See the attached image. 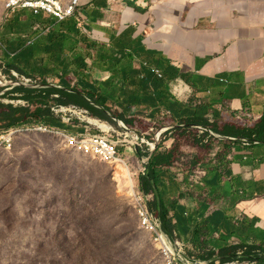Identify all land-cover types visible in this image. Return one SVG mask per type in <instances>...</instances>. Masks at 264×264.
<instances>
[{
  "label": "crops",
  "instance_id": "obj_1",
  "mask_svg": "<svg viewBox=\"0 0 264 264\" xmlns=\"http://www.w3.org/2000/svg\"><path fill=\"white\" fill-rule=\"evenodd\" d=\"M0 42V67L27 77L66 75L62 83L92 94L88 99L105 110L159 124L163 116L199 124L196 115L237 133L209 127L205 135L247 137L164 133L178 141V156L155 170V199L166 206L170 223L163 221L173 240L189 255L264 249V0H82L78 16L65 21L7 10ZM45 117L51 126L63 122ZM249 130L254 135L243 134ZM226 153L232 177L217 165ZM205 221L209 231L198 234Z\"/></svg>",
  "mask_w": 264,
  "mask_h": 264
},
{
  "label": "rangeland",
  "instance_id": "obj_2",
  "mask_svg": "<svg viewBox=\"0 0 264 264\" xmlns=\"http://www.w3.org/2000/svg\"><path fill=\"white\" fill-rule=\"evenodd\" d=\"M6 4L7 0H0V27L7 16ZM0 68V83L6 86L15 85L13 81L23 82V78L31 79V85L47 81V77L34 80L36 76H23L7 66ZM54 79L66 80L65 76ZM77 95L83 100L84 96ZM87 95L91 97L92 94ZM52 96L59 100L65 98L68 104L48 105L45 116L71 125L86 124L119 137L123 143L117 157L122 162L109 164L68 147L53 130H21L11 147L0 148V264H51L56 261H63V264H164L150 233L141 226L139 210L144 206L140 202L144 166L129 144L126 129L91 122L89 116L69 104L64 92L55 90ZM24 97L25 94L14 93L0 101L24 104L27 102ZM35 97L43 99L44 94L38 93ZM155 122V126L138 124L137 127L148 128L154 145L163 139L161 150L177 149L178 141L175 145L170 140L172 135L164 134L178 133L171 127L173 122ZM136 129L130 128L146 137L140 151L147 158L148 137L141 134V129ZM81 130L87 131L86 128ZM160 133H163L161 137ZM130 180L136 195L129 191ZM81 234L90 242L95 241L97 235H109L113 240L115 234L117 246H122L121 255L111 254L110 247L85 242H81L82 247L86 246L84 253L80 250L77 254L66 253L58 249L57 237L59 242L76 247V244L80 246Z\"/></svg>",
  "mask_w": 264,
  "mask_h": 264
},
{
  "label": "trees",
  "instance_id": "obj_3",
  "mask_svg": "<svg viewBox=\"0 0 264 264\" xmlns=\"http://www.w3.org/2000/svg\"><path fill=\"white\" fill-rule=\"evenodd\" d=\"M24 86H26V85H24ZM59 91H61V90H59ZM61 92H65V91H61ZM14 93L25 94L26 97H24V99L27 100V102L24 104H20V103L19 104H13V103L7 104V103L0 102V131H4V129H6L12 125H15L19 121H21L23 124L45 122L44 121L45 114L47 112V106L49 104H53V103H54L53 105L61 104V103L63 105L68 104L67 101L63 100L65 98L59 100V99L52 97V95L55 93L54 89H45V90L36 91V92L35 91H7V92H4L3 94H1L0 96H1V98H7L9 95L14 94ZM38 93L44 94V98L39 99V98L35 97V94H38ZM69 95H70V99H71V102L73 103V105H75L77 107H84V108H87V109H89L95 113L106 115V117L108 119H110L111 121H113L112 117H114V118H117L118 120H120L124 123H131V124L137 123V125H138V122L139 123L143 122V123H145L146 126H148V125L149 126H155V124H156V123H152V122H144L141 118L139 119L137 117L127 118L125 113H118V114L117 113H110V115L112 116V117H110L107 113L108 111H106L104 108H102L101 106L94 103L91 98H90L91 99L90 101L93 102L95 105L99 106L100 108L95 107L94 105H91V103L88 102L85 99V97H83V100H82L80 97H78V95L74 91L70 92ZM263 120H264V118H263ZM193 121L199 122V124L188 123V122L179 123V124L185 125L182 127H184L185 129H187L189 131H192L194 133H199V130L194 128V126H203V127L207 128L208 130L212 129L213 131H215L218 134H224V135L237 134L236 132L232 131L231 128H225V129L222 128V129L218 130L215 127V125L206 122L204 120V118L198 117L196 115L193 116ZM56 127L59 129H62V130L68 129L70 131H75V129H76V127H73V126H71V124H67L65 122H57ZM128 127H130L131 129L139 128V129H141V131H140L141 134L146 133L145 130L141 127H137L135 125L128 126ZM209 127L211 129H209ZM234 130H237V129H234ZM174 131L180 132V133L184 132L180 129H176ZM249 132H246L243 134L244 135H254L253 130H249ZM256 132H259V131H256ZM262 132L264 133V126H263ZM261 136H263V135H261ZM256 137L258 138L257 135H256ZM144 138H145V136H144ZM260 139L264 140V138H261V137H260ZM164 142L165 141L163 139H161L159 145L157 144L158 146L156 145V147H155V170H156V173L158 172V170L160 169L162 164L175 163L176 157L178 156L177 154H175V152L177 151L176 149L162 152L163 150H160V148ZM232 163H233V160L230 159L228 153L220 155L217 159V165H218V167H220L219 170L226 177H232V175H233L232 169H231ZM192 174H193V170H190L189 175H192ZM152 178L154 180L153 175H152ZM195 190L196 189H193V190H191V192L196 193ZM77 195H79V192H77ZM160 213H161L162 219L167 218L166 217V215H167L166 206L163 204V202H161V205H160ZM166 226L168 227L167 224H166ZM208 231H209L208 223L205 221L202 224V226L200 227L198 234L202 233L205 235ZM84 236H85L84 234L79 235V237H80L79 245L80 246H78L76 244V247H71V246H68L67 244H64L63 242H59V239H58L59 237H57L58 249H60V248L64 249V252H66V253L71 252L73 254H77L79 250L81 253L82 252L84 253V251H86V246L82 247L81 242H85V243H94L96 245H99L102 248L110 247V249L112 250L111 254H114L115 256L121 255L122 250H120V249H122V246L120 248L117 246V242L115 240V234H114L113 240L110 239L109 235H104V236H98L97 235V236H95L96 240L91 241V242L87 241ZM65 237H67V236H65ZM110 242H111V244H110V246H108V244ZM205 243H206V241H205ZM205 250H206V248H205ZM206 253L211 254L212 252L207 251ZM256 262H262L263 263L264 259L258 260ZM63 263H64L63 261H56V262H52L51 264H63Z\"/></svg>",
  "mask_w": 264,
  "mask_h": 264
},
{
  "label": "built area",
  "instance_id": "obj_4",
  "mask_svg": "<svg viewBox=\"0 0 264 264\" xmlns=\"http://www.w3.org/2000/svg\"><path fill=\"white\" fill-rule=\"evenodd\" d=\"M81 1L82 0H70L68 2L64 0H7L6 8L8 11H14L20 8L29 9L36 15L46 13L59 21H65L68 18L78 16V9L81 5ZM79 22L81 23L80 20ZM32 128L46 131L53 130L63 138L66 146L72 147L82 153L95 156V158L106 163L118 159V149L123 143L119 137L109 135L104 132L103 129L101 131H94L92 127H89L87 131L70 132L51 126L46 122L23 124L19 121L15 125L4 129V131H0V148L11 147L21 130ZM140 202L144 204L139 210L141 226L150 233L155 247H157L164 260V264H183L176 258L173 250L167 244L161 232L157 230L150 218L142 197H140ZM165 221L170 223L169 219ZM177 246L180 247L179 242H177Z\"/></svg>",
  "mask_w": 264,
  "mask_h": 264
},
{
  "label": "water",
  "instance_id": "obj_5",
  "mask_svg": "<svg viewBox=\"0 0 264 264\" xmlns=\"http://www.w3.org/2000/svg\"><path fill=\"white\" fill-rule=\"evenodd\" d=\"M38 78L35 77L34 80H37ZM59 84L65 87V95L69 102V104L79 111L82 114H85L86 116H89L90 118L94 119L97 122H101L105 125L113 126L118 129H125L128 126L135 125L137 126V123L131 124V123H117L113 122L110 119L106 117V115L95 113L87 108L84 107H76L73 105L70 99V90L74 91L72 88H70L68 85L62 83L59 80H55L51 78V75L48 74L47 81L40 85V86H6L4 84L0 83V89L1 91L7 92V91H42L45 89H55L58 90L54 85ZM76 94L77 92L74 91ZM107 111V110H106ZM111 111H108L107 113L110 114ZM163 116V115H161ZM166 120L168 119L166 116H163ZM140 126H146L145 123H139ZM172 128L174 129H180L182 131H186L189 133H193L194 135H200L204 136L208 139H217L221 138L224 140H248L247 137H219V136H211V135H203V134H196L192 131H189L182 127L180 124L173 122ZM146 132V135L148 137L149 141V157L148 161L144 164V170L142 173V183H141V194L145 203V206L147 208V211L150 215V218L152 219L154 225L156 226L157 230L161 232L164 239L166 240L167 244L171 247V249L174 252V255L178 260H180L183 264H236L239 262H248V261H258L264 259V249H256L251 250L249 252H244L240 254H234V255H226V256H207V257H199V256H192L188 253H185L179 249L175 241L173 240L168 227L166 226L165 222L162 219L161 213H160V206L155 199V192H154V182L152 181V175L155 177V145L153 142V139L150 136V132L147 127L143 128ZM254 139V138H251ZM257 140V139H254ZM259 141V140H258ZM135 150V149H134ZM135 154L138 156L137 150H135Z\"/></svg>",
  "mask_w": 264,
  "mask_h": 264
},
{
  "label": "bare ground",
  "instance_id": "obj_6",
  "mask_svg": "<svg viewBox=\"0 0 264 264\" xmlns=\"http://www.w3.org/2000/svg\"><path fill=\"white\" fill-rule=\"evenodd\" d=\"M23 80H24L23 83H21L22 85H26V86H28V85H29V86H40V85H41V84H40V85H31L30 83L33 82V81H31V79L23 78ZM0 82H1V81H0ZM13 84H14V83H13ZM71 92H73V91H71ZM85 99H86L88 102H90L91 105H94L95 107L100 108L99 106H97V105H95L93 102H91L90 99H88V98H86V97H85ZM76 107H77V106H76ZM108 115H109L110 117H112L109 113H108ZM88 119H89L91 122H96V123L101 124L100 122H97V121H95L94 119H92V118H90V117H88ZM112 119H113L115 122H117V123H124V122L118 120L117 118L112 117ZM94 124H95V123H94ZM101 125L104 126L103 123H102ZM97 126H98V125H97ZM184 126H185V125H184ZM194 128L198 129L199 132H200V134H203V135H205V133H208V132H209V130H208L207 128L203 127V126H194ZM125 129H126V131H127V135H126V136L130 139V140H128V141H129V144H131V146L133 147V149L137 150L138 158L142 161V163L145 164V163L148 161V157H149V155H148L147 158L144 157V156H142L141 151H140V147H141L143 144L146 143V140H145L144 137L141 136L137 131L134 132V131L130 130L129 127H126ZM160 134H161V133H160ZM121 135H122V134H121ZM124 135H125V133H124ZM147 144L149 145L148 142H147ZM146 147H147V146H146ZM116 162H122V160H121V159H114V160H112L109 164L116 163ZM152 181L154 182L153 178H152ZM128 184H129V186L131 187V189L129 190V191H131L130 193H131L132 195H136V193H135L136 190H135V188L133 189L131 180L128 182Z\"/></svg>",
  "mask_w": 264,
  "mask_h": 264
}]
</instances>
